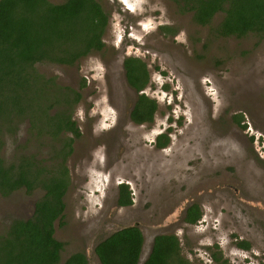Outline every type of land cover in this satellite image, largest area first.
<instances>
[{
	"label": "rangeland",
	"instance_id": "374dc122",
	"mask_svg": "<svg viewBox=\"0 0 264 264\" xmlns=\"http://www.w3.org/2000/svg\"><path fill=\"white\" fill-rule=\"evenodd\" d=\"M99 2L109 15L103 49L91 52L72 67L48 63L36 66L43 76L81 94L73 109L81 137L66 160L69 186L64 197V225L59 221L54 224V237L65 244L63 260L81 252L89 264H100L94 252L97 243L135 225L144 237L141 260L157 234L172 233L181 241V254L192 264H210L214 245L220 247L230 264H263L264 166L258 154L264 155V38H218L212 28L221 15L215 16L209 27L198 26L191 13H180L173 0ZM162 27L176 34H164ZM127 57L146 64L149 83L144 93L157 104L153 123L135 131L137 153L143 154L140 158L124 148L116 131L108 129L115 117L110 102L116 101V92L128 85L122 69ZM124 96L131 102L135 93L131 89ZM237 117L242 118L240 125ZM19 127L13 138L21 147L18 151L33 155L44 167L57 163L51 151L58 143L43 137L38 147V139L32 137L29 142L28 123L24 121ZM200 131L202 136L187 147ZM162 133H168L172 149L183 146L180 150L187 154L185 158L190 149L199 156L213 151L217 156L215 169H211L214 166L210 161L203 164L204 172L218 176L217 183L204 185L202 219L187 228L176 223L179 208L169 200L171 209L163 207L165 200L158 196L163 177L176 176L175 165L186 161L175 159L179 155L165 161L161 151L154 149L153 141ZM11 139L6 140L0 155L10 157L13 149L18 152ZM167 151L165 158L171 153L170 148ZM150 155L156 161L146 160ZM118 182L130 185L136 204L114 210ZM214 188V195L206 197V192L212 194ZM42 194L41 190L29 194L19 190L0 196V234L7 231L13 219L29 216ZM139 195L145 201L138 202ZM151 200L157 206L155 213L150 208ZM252 202L257 206H250ZM170 222L176 225L167 226ZM238 239L249 242L251 250L236 249L234 242Z\"/></svg>",
	"mask_w": 264,
	"mask_h": 264
},
{
	"label": "trees",
	"instance_id": "16d2710c",
	"mask_svg": "<svg viewBox=\"0 0 264 264\" xmlns=\"http://www.w3.org/2000/svg\"><path fill=\"white\" fill-rule=\"evenodd\" d=\"M173 1L180 13H191L198 26L209 27L214 17L221 15L212 28L218 38H264V0ZM108 23L109 15L99 0H0V152L7 139L12 138L15 145L17 140L13 138L24 121L29 125V138L38 139V144L43 137L58 143L51 151L57 163L49 167L42 166L33 155L18 151L19 143L15 145L18 152L13 149L10 157L0 155V196L22 189L27 194L43 192L31 218L13 219L7 231L0 234V264H89L81 252L63 260L65 244L54 237L55 222L64 225V197L69 186L66 160L74 140L81 136L71 120L81 94L43 76L36 66L48 63L72 67L91 52L101 51ZM161 31L176 34L169 27ZM123 66L127 83L139 93L131 119L137 124H151L157 104L144 93L149 83L146 64L128 57ZM241 121V117L236 118L238 125ZM157 141L165 146L169 138L163 134ZM117 204L132 205L127 185L119 186ZM199 218L200 212L193 206L185 221L195 223ZM143 242L140 229L130 226L100 241L94 252L100 264H138ZM179 244L173 235L156 236L143 264H192L181 255ZM239 246L248 247L246 243ZM212 258L220 262L222 256L215 252Z\"/></svg>",
	"mask_w": 264,
	"mask_h": 264
},
{
	"label": "flooded vegetation",
	"instance_id": "af4514ba",
	"mask_svg": "<svg viewBox=\"0 0 264 264\" xmlns=\"http://www.w3.org/2000/svg\"><path fill=\"white\" fill-rule=\"evenodd\" d=\"M122 69L124 70L123 63H122ZM123 72H125V71H123ZM131 89L135 93V98L131 102H129V101H127V98L124 95H125V92L126 93L127 92H130L131 93ZM122 93H123V96H122ZM116 94H117V100L110 102L112 104V108H113V110L115 112V117H114V121L111 122V124L109 125L111 127H109L108 129H109V131H111V130H113L114 132L116 131L115 133H117L118 138L120 137L122 139L121 142H122V145L124 146V148H126V150L130 154H132L134 157H135V154H137L138 155L137 158H140L143 154L142 153H137L138 152L137 151L138 150V148H137L138 137L135 134V131L138 128H140L141 126H145V125L148 126L150 124H137L136 122H134L131 119V113H132V111L134 109V106H135V103L137 101V97H138L139 93L137 94V92L132 87H130L129 84H128L125 87H122L118 93L116 92ZM129 103H130V106H129ZM155 115H156V113H155ZM71 120H73L74 122H76V126L79 128V126L77 124V121L74 119V112L73 111L71 112ZM124 132H125V134H124ZM163 134H166L168 136V133H162L160 135H163ZM201 136H202V132L200 131V132H198V134H197L196 137L191 138L192 139L191 142L188 143L186 146L187 147L188 146H191V144L193 143V141L194 140L196 141ZM76 140H74V142ZM29 141H31V138H30ZM74 142H73L72 145H74ZM153 144H154V149L157 150V148H158L161 151L162 157H163V159L165 161L168 160L170 157L173 158V157H176L177 155H179L180 157L175 158V159H183L187 155L186 154L184 156V154H181L183 151L180 150V149H182L183 146L182 147L179 146V147H177L175 149H172L171 148V146H172L171 144L172 143H171V140L170 139H169V142L165 146H159L158 141H157V138H156V140L153 141ZM181 144L184 145L183 142ZM40 145L41 144H38V147ZM169 148L171 150V153L166 154L167 158H165L164 157V153L165 152H168L167 150ZM129 150H131L132 152L129 151ZM258 156L262 159V160H260V162H262V164L264 166V155L258 154ZM216 157L217 156H216L215 151L210 152V154H207V155L205 154V152H202L200 154V156H199L197 154V152H195L194 149H190L189 150V155L185 158L186 161L184 163H180V164L178 163L177 165H175L177 167H175V170L173 171V173H175L176 176H174V174H173V176L168 175L167 177H163L165 179V181L160 185V189H158V191H159V195L158 196H159V198L161 200H165L164 201V204H163L165 206H163V207L168 206L171 209L172 206L169 205V204H167V203L168 202H172V203H174V206L176 208H179L178 209V214H179V217L180 218H179V220L176 223L179 224V225H182V227L187 228L188 226L196 225L202 219V216H203V210H202V207L203 206H202V202L205 199L204 198V194H205L204 190H205L206 187H210V186L212 187L213 185H216V183H217L216 180H217V177H218L216 175L215 176H211V174H210L209 171L204 172L203 171V164H206V162H209L210 161L213 164V166H214V167H211V169H215L216 168V166H215V162H216L215 159H216ZM145 158H146V160L147 159H150V158L153 159L154 156L150 155V156H147ZM154 160L156 161L155 158H154ZM155 161H153V162H155ZM66 166H67V164H66ZM105 174L107 175V173H105ZM226 176L227 175H225L223 177H226ZM175 177L176 178L178 177V178L176 179ZM110 181L113 182V179L112 180L110 179L109 182ZM204 181H206V182L207 181L208 182L211 181V182L210 183H204ZM206 184H207V186L205 187L204 185H206ZM121 185H127V187H128V191L130 192V196L132 198V205L131 206H133V204H136V202L133 199L134 193L132 194V192H131L133 190H131L130 187H129L130 185L128 183H125V182H118L115 185L116 198H115V202H114V208H115L114 210L119 209V208H125V207H121V206H119L117 204L118 197H119V186H121ZM182 188H184V193L182 192ZM222 188L225 189L226 187H222ZM195 189H196V192H193V191H195ZM22 190H24V189H22ZM213 190L214 191H213L212 194H208V192H206V194H207L206 197L207 196L209 197L210 195L213 196L214 193H215L216 188H214ZM24 191H25V193H27L26 190H24ZM32 192H34V191H32ZM13 193H11V194H13ZM154 195H155L156 198L158 197L155 193H154ZM173 196H174V199L172 198ZM39 198L40 197H38L36 199L35 204H36V202H37V200ZM167 200H169V201L167 202ZM137 201L138 202L139 201L140 202L141 201L143 202L145 200L144 199L142 200L141 195H139V196H137ZM151 202H153V204L151 205L150 208H152L153 209L152 210L153 213H155L157 206L155 205V201L154 200H151ZM35 204H34L33 209H32V211H31V213H30L29 216H27L26 218L17 217V219L28 220L29 218H31L32 215H33V213H34V210H35ZM257 204L258 203H253L252 202L249 205L250 206H257ZM193 206H196L197 209H198V211L200 212V218L195 223H189V222H186L185 221V217L187 216L188 209L190 207H193ZM128 207H130V206H128ZM171 216H170V219L173 220L175 217L172 218ZM159 219H160V216H159ZM172 223H175V221H172ZM173 225H176V224H171V222H170V224H167V226H169V227L170 226L172 227ZM128 227H130V226H128ZM159 235H173V236H175V237L178 238V236L176 234H172V233L157 234L156 236H159ZM109 236H107V237H109ZM106 238H104V239H106ZM104 239H102V240H104ZM178 240L180 242L179 245H180V248H181V241H180L179 238H178ZM240 243H246L248 247L247 248H244L242 246H239ZM234 246L236 247V249L241 250V251H246V252L250 251L251 248H252V245L249 242L245 241L244 239H238L237 241H235L234 242ZM212 249H213V252H211L210 255H209L210 260H211L210 264H221V263L222 264L223 263L224 264H230V261L226 257H224V255L222 253V250L220 249V247H218V245H214ZM215 252L216 253L217 252L220 253V255L222 256V258L220 259V262L213 261L212 254L215 253ZM252 254H253V252H252ZM263 264H264V262H263Z\"/></svg>",
	"mask_w": 264,
	"mask_h": 264
},
{
	"label": "water",
	"instance_id": "95a60500",
	"mask_svg": "<svg viewBox=\"0 0 264 264\" xmlns=\"http://www.w3.org/2000/svg\"><path fill=\"white\" fill-rule=\"evenodd\" d=\"M131 226H135V225H131ZM155 237H156V236H155ZM155 237H154V238H155ZM153 241H154V239H153ZM153 241H152V243H151V247H150V249H149V253L146 255L145 259L141 260V255H140L139 263H138V264H143V263L148 259L149 254H150V252H151V250H152ZM143 245H144V242H143ZM142 249H143V247H142ZM140 260H141V261H140Z\"/></svg>",
	"mask_w": 264,
	"mask_h": 264
}]
</instances>
